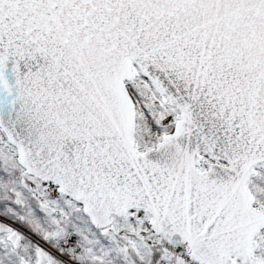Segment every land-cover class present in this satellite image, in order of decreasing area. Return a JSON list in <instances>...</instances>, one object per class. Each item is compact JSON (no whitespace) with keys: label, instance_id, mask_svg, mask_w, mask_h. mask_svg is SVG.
<instances>
[{"label":"snow or ice","instance_id":"obj_1","mask_svg":"<svg viewBox=\"0 0 264 264\" xmlns=\"http://www.w3.org/2000/svg\"><path fill=\"white\" fill-rule=\"evenodd\" d=\"M0 264H264V0H0Z\"/></svg>","mask_w":264,"mask_h":264}]
</instances>
